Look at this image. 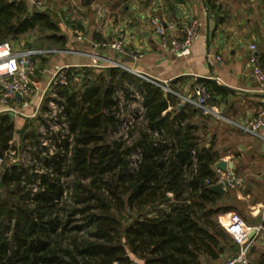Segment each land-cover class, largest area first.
Listing matches in <instances>:
<instances>
[{
  "label": "trees",
  "instance_id": "16d2710c",
  "mask_svg": "<svg viewBox=\"0 0 264 264\" xmlns=\"http://www.w3.org/2000/svg\"><path fill=\"white\" fill-rule=\"evenodd\" d=\"M34 30L42 44L65 48L67 37L48 13L0 0V43ZM67 80L56 91L72 146L64 142L30 169L0 170V264H217L234 256L237 245L218 223L233 212L225 202L231 196L210 190L219 156L186 120L198 111H178L177 97L119 67L71 68ZM126 82L144 91L130 142L113 138L114 88ZM15 133L37 139L30 123L17 130L14 118L1 114L0 158ZM35 168L40 182L31 193Z\"/></svg>",
  "mask_w": 264,
  "mask_h": 264
},
{
  "label": "crops",
  "instance_id": "0c3cea01",
  "mask_svg": "<svg viewBox=\"0 0 264 264\" xmlns=\"http://www.w3.org/2000/svg\"><path fill=\"white\" fill-rule=\"evenodd\" d=\"M94 5L103 7V15H107L101 26H93L97 36L105 41L100 42L104 46L94 47L96 43L89 45L87 41L74 44V39H68L69 43L63 48L67 55L50 57L34 79L42 89L57 67H88L99 73L108 68L92 66L93 56H99L123 64L138 78L135 73L163 83L173 92L170 94L179 99L178 111L191 107L183 98L192 97L197 82L204 83L222 118L195 111L186 120L195 127L205 147L219 156L217 162L225 161L232 166L219 171L214 165L217 176L230 171L240 180L222 196L229 193L231 197L225 202L233 207L232 211L247 225L260 227L249 257L263 264L264 141L244 134L231 122L245 123L264 108V85L255 81L249 65L251 45L264 64V0H95ZM152 16H157L164 24L175 23L177 26L168 31V35L179 38L183 36L182 26L192 19L201 22L188 55L177 57L161 49L149 23ZM118 33L125 35L124 55L107 46ZM136 55L140 57L135 58ZM38 96L39 93H35L24 113L34 111ZM13 118L15 128L20 130L22 119ZM16 136L21 140L15 133L14 141ZM225 261L223 257L217 264H225Z\"/></svg>",
  "mask_w": 264,
  "mask_h": 264
},
{
  "label": "built area",
  "instance_id": "2783aa9c",
  "mask_svg": "<svg viewBox=\"0 0 264 264\" xmlns=\"http://www.w3.org/2000/svg\"><path fill=\"white\" fill-rule=\"evenodd\" d=\"M8 2L18 4L20 2L29 3L30 5L40 9L42 2L39 0H7ZM149 23L154 34L158 37L161 49L171 52L177 57H183L189 54L191 45L197 39L198 30L201 22L198 19H192L188 24L182 26V38L169 36L168 31L175 29V23L164 24L157 16H152ZM79 37V34H77ZM79 39H82L79 37ZM104 44L96 43L94 47H102ZM108 48L125 54V35L118 33L111 43L107 44ZM249 65L252 76L255 81L264 85V64L255 53V46H250ZM57 53H68L63 49H18L14 48L8 42L0 43V114H7L12 117L22 116L24 118L33 119L36 122V141L25 139L15 144L14 138L11 142V148L7 150L2 158H0V170L9 166H18L23 170L30 169L32 166L38 165L46 157H51L57 153L60 146L66 142L71 147L73 144L72 135L69 132V124L64 113V105L62 98L58 95L57 86L66 85L67 73L71 69L70 66H61L55 69L50 80L38 96V102L31 114L24 113V110L30 106L31 98L37 91L38 83L34 79L37 73L34 66V60L38 56H46ZM140 57V55L134 56ZM95 67H119L126 71L129 69L121 63L113 60L93 56ZM99 62V63H98ZM81 69L82 67H76ZM140 78L151 82L160 87L166 93H173L163 83L155 81L142 74L135 73ZM74 82L80 83V75L74 76ZM114 98L118 101L117 109V127L113 133V138L122 137L123 140L130 142L127 138L128 130L133 128L136 122L137 100L142 102L143 88H139L132 83H124L123 88H114ZM184 102L189 104L195 110L211 115L216 118H222L219 112L212 104V94L207 86L202 82H197L193 86V95L190 98H183ZM136 105V107H135ZM142 114V109L137 112ZM239 128L244 134H248L264 141V108L260 109L251 120L237 124L231 122ZM30 130H27L29 132ZM108 134L112 137L111 130ZM14 145V146H13ZM195 159V152H191ZM140 156V150L131 153L130 160L135 162ZM219 173V171H217ZM31 173V171L29 172ZM41 174L36 168L33 171L34 180L27 185L29 191L34 193L40 182ZM239 179L230 171L218 175L213 185H221L223 189L233 188ZM212 185V186H213ZM218 223L231 237L237 245V252L229 258L225 264H261L253 262L250 257V247L254 237L260 231L259 226H249L235 212H226L218 216ZM264 264V263H263Z\"/></svg>",
  "mask_w": 264,
  "mask_h": 264
},
{
  "label": "rangeland",
  "instance_id": "374dc122",
  "mask_svg": "<svg viewBox=\"0 0 264 264\" xmlns=\"http://www.w3.org/2000/svg\"><path fill=\"white\" fill-rule=\"evenodd\" d=\"M39 1L42 2V7L40 9L30 5L29 3H26L28 11H39V12L48 13L51 16V18L54 20L56 25L58 26L59 34L66 36L67 40L74 39V44L78 42L82 43L87 41L89 42V45L90 42H94V43L105 42L102 41L103 39L100 38L99 35L97 36V33H95V29H93L94 28L93 26L96 27V25L98 24H100L101 26L103 24V21H105L107 17V15L106 16L103 15V9H102L103 7H100L101 8L100 9L99 7H96V5H94L95 0H39ZM77 34H79V37H81L82 39H79ZM8 43H10L14 48H18V49H30V48L60 49L59 47H48L46 44H42L40 42V33L36 30L29 31L26 34L20 36V38L16 42L8 41ZM67 43L69 42L67 41ZM61 54L67 55L65 53H57V54L55 53L46 56H38L37 58H35L34 66L36 68V71L39 72L40 69L44 68L46 60H48L50 57ZM90 69L92 70V68ZM54 72L55 70H53L52 73L50 74V78L52 77ZM38 79L40 80V77H38ZM44 87L41 89L40 85H38L36 93L40 94V92L44 89ZM139 104L140 102L139 100H137V107ZM17 117L22 119L20 127L24 126L25 123H30V125H32V128H36V122L33 119L24 118L22 116H17ZM19 142H20V138L19 136H16L15 144H18Z\"/></svg>",
  "mask_w": 264,
  "mask_h": 264
},
{
  "label": "water",
  "instance_id": "95a60500",
  "mask_svg": "<svg viewBox=\"0 0 264 264\" xmlns=\"http://www.w3.org/2000/svg\"><path fill=\"white\" fill-rule=\"evenodd\" d=\"M215 168L218 169L219 171H225L227 170V168H232V166L225 161H219L215 164ZM210 190L219 194L220 196H222L225 193V189H223V187L219 184L211 186Z\"/></svg>",
  "mask_w": 264,
  "mask_h": 264
}]
</instances>
